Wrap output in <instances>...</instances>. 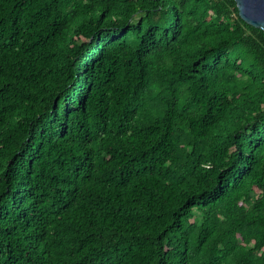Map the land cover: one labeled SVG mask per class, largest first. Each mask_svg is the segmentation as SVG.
<instances>
[{"label":"trees","instance_id":"trees-1","mask_svg":"<svg viewBox=\"0 0 264 264\" xmlns=\"http://www.w3.org/2000/svg\"><path fill=\"white\" fill-rule=\"evenodd\" d=\"M0 264H264L235 0H0Z\"/></svg>","mask_w":264,"mask_h":264},{"label":"water","instance_id":"water-1","mask_svg":"<svg viewBox=\"0 0 264 264\" xmlns=\"http://www.w3.org/2000/svg\"><path fill=\"white\" fill-rule=\"evenodd\" d=\"M240 18L264 30V0H235Z\"/></svg>","mask_w":264,"mask_h":264}]
</instances>
